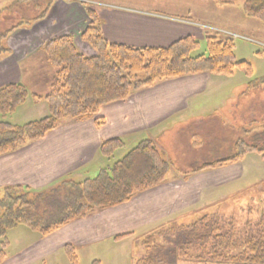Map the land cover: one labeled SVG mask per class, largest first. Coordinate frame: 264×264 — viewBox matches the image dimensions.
<instances>
[{"label":"trees","instance_id":"obj_1","mask_svg":"<svg viewBox=\"0 0 264 264\" xmlns=\"http://www.w3.org/2000/svg\"><path fill=\"white\" fill-rule=\"evenodd\" d=\"M214 1L219 5L233 4L231 0ZM40 2L46 5L35 21L47 16L54 0ZM85 9L91 22L80 37L92 47L95 55L82 53L72 34L54 36L41 46L48 64L55 70L51 91L44 96L33 94L23 82L0 86V156L44 138L66 119L96 115L102 106L126 100L135 91L159 81L202 72L232 75L236 68H251L248 62L236 60L232 38L223 39L214 34L206 35L207 53L197 56L192 53L200 42L190 35L165 47H135L110 42L102 32L96 11L89 6ZM243 9L246 15L264 22V0H245ZM29 25L31 23L21 21L0 28V60L10 56L5 43L10 33ZM29 97L46 101L49 115L21 126L3 120ZM124 147L123 138L103 141L100 153L108 163L93 177L76 179L68 176L35 192L26 186L5 188L0 197V239H3V246L7 247L9 242L8 232L19 225L48 235L96 209L129 202L136 194L168 181L174 169L173 163L162 154L154 140L143 139L112 161L116 152ZM233 148L232 155L193 171L234 163L250 152H263L260 146L242 139ZM235 229L234 221H222L215 209L195 221H168L155 228L144 241L141 238L147 247V255L140 258V262L173 264V259H181L203 263L264 264V231L244 238ZM131 235L120 234L115 239ZM155 236H163L170 244H157L152 248ZM67 251L71 261L76 262L72 247ZM6 257L7 252L0 249V263Z\"/></svg>","mask_w":264,"mask_h":264},{"label":"crops","instance_id":"obj_2","mask_svg":"<svg viewBox=\"0 0 264 264\" xmlns=\"http://www.w3.org/2000/svg\"><path fill=\"white\" fill-rule=\"evenodd\" d=\"M71 4L54 0L45 18L31 22L34 28L28 33L36 46L31 56L41 52L43 43L54 36L72 34L76 40L77 34L81 35L91 19L84 6ZM100 7L91 8L98 14L102 32L110 42L135 47H165L182 37L202 33L191 18L150 10L149 7L107 3ZM55 10L62 12L58 20H49ZM9 59L10 56L0 60V86L21 81L27 85L20 70L25 60H16L13 69V61ZM6 65L10 67L6 68ZM213 77L212 73L202 72L162 80L135 91L126 100L102 106L96 115L62 121L44 138L0 156V197L5 188L11 186L41 190L68 176L76 179L91 177L95 170H101L108 163L100 153L102 142L108 139L123 138L132 143L152 139L163 155L170 153L168 134L172 133L171 129L190 127L207 119V114L211 112L208 103L201 99L211 86L219 88L224 85L220 81L216 84ZM246 86V83L234 85L232 91L225 94L228 104L237 103L239 98L245 97ZM220 111L215 109L212 113L223 118ZM175 135V132L171 134L172 137ZM189 137L193 138V135ZM165 157L171 160V157ZM243 159L191 171L187 176L186 173L172 171L168 181L136 194L129 202L96 209L48 235L40 233L38 238L18 251L7 253L0 264H46L49 259L60 255L73 263L68 247H72L78 262L81 253L91 257L95 254L93 249L104 243L111 249L119 243L132 244L130 256L135 262L137 232H149L168 221L189 222L200 211L208 213L209 210H216L214 206L228 199L229 194L216 196L213 190L243 176ZM126 233L132 235L115 239ZM94 261L98 263L96 258H93Z\"/></svg>","mask_w":264,"mask_h":264},{"label":"rangeland","instance_id":"obj_3","mask_svg":"<svg viewBox=\"0 0 264 264\" xmlns=\"http://www.w3.org/2000/svg\"><path fill=\"white\" fill-rule=\"evenodd\" d=\"M40 1L43 0H0V28L3 29L5 26L9 27L21 21L33 22L45 8L46 4ZM59 1L94 8H101L100 6L106 3L110 5L144 6L149 7L150 10L191 18L197 24L196 27L202 30L201 34L194 36L199 40L200 45L192 53L193 56L207 53L206 35L208 34H214L223 39L227 37L233 39L236 60L248 62L251 67L250 70L245 67L236 68L232 75L213 74L214 82L218 84L217 81H220L224 85L219 88L211 86L204 97L200 96L203 97L202 102H207L208 107L211 108V112L207 114V119L198 121L190 127H180L179 130L171 129L172 133L175 132L176 135L172 137V133L168 134L170 139L168 145L171 150L170 153L166 152L164 156L171 157V160H169L173 163V172L184 174L198 169L197 167L206 163L232 155L234 153L233 144L238 137H240L238 140L242 139L263 148L262 153L250 152L245 156L242 161L244 173L241 178L226 185L217 186L213 190L216 196L229 194L228 199L221 200L214 206L216 208L215 212L221 215L222 221H234L235 231L237 230V233L241 234L242 237L262 234V231H264V22L246 15L243 9L245 0H231L233 4L224 5H219L214 0ZM152 2L154 3L152 4ZM35 4L39 6H35ZM61 13L60 10H55L49 16V20H58ZM33 28L29 25L16 29L10 33L5 43L10 53L9 61H13L11 67L14 69L16 60H25L20 69L23 79L27 82V85L25 82L24 84L31 93L44 96L51 91L55 70L48 64L42 50L32 56L30 55L35 52L36 48L33 45L35 41L30 40V34L28 33ZM75 43L85 55L93 56L96 54L92 47L81 39L80 34H77ZM7 67H10V65H6ZM244 83L248 87L247 95L239 98L237 103L228 104L225 94L231 92L234 85ZM215 109L216 111L223 109V111H220L224 115L223 118L212 113ZM48 115L49 109L46 101L29 97L3 120L14 126H21ZM183 129L184 131L180 132ZM191 134L193 138L189 137ZM137 143H139L138 140L135 143L125 140V147L116 152V156L112 161L117 160L120 155ZM103 157L107 159L105 156ZM99 171L100 169L95 170L91 177ZM39 190L33 189L31 191ZM202 213L204 212H198L192 221L202 217ZM154 230L155 228L143 234L137 232L136 237H139L134 241L135 262L130 256L133 251L132 244L129 246L127 243H119L111 249L107 246V243H104V245H99L93 249L95 254L91 257H85L81 253L78 262L70 263L60 255L55 256L54 259H49L46 264H142L140 258L147 255V247L142 244V241L145 237L150 236ZM39 236L38 231L26 225H19L8 232L9 242H7V247L3 246L1 242L3 239H0V249L12 254ZM141 238H143L142 241ZM152 240L155 244L152 248L157 244H170L168 241L165 242L163 236H155ZM93 258H96L98 263L93 262ZM173 264L226 263H203L173 259Z\"/></svg>","mask_w":264,"mask_h":264}]
</instances>
